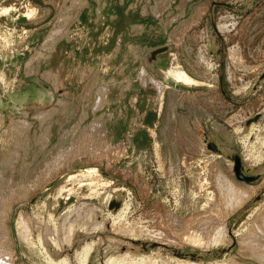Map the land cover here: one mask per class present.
I'll list each match as a JSON object with an SVG mask.
<instances>
[{
	"label": "rangeland",
	"instance_id": "rangeland-1",
	"mask_svg": "<svg viewBox=\"0 0 264 264\" xmlns=\"http://www.w3.org/2000/svg\"><path fill=\"white\" fill-rule=\"evenodd\" d=\"M61 261L264 264V0H0V264Z\"/></svg>",
	"mask_w": 264,
	"mask_h": 264
},
{
	"label": "bare ground",
	"instance_id": "bare-ground-1",
	"mask_svg": "<svg viewBox=\"0 0 264 264\" xmlns=\"http://www.w3.org/2000/svg\"><path fill=\"white\" fill-rule=\"evenodd\" d=\"M169 67V66H168ZM175 67H176V65H175ZM170 72V71H169ZM173 71H171L170 72V75H171V73H172ZM174 73V72H173ZM172 73V74H173ZM168 75V74H167ZM174 75V74H173ZM176 75V76H175ZM174 76H175V80H176V78L177 79H179V80H183L184 82H186L187 84H190V83H192V81L189 79V77H187V75H184V72L182 71V70H180V69H178V71H177V73L175 74ZM172 76V75H171ZM91 173V172H90ZM225 181V180H224ZM227 182V181H226ZM228 184V183H227ZM220 186V185H219ZM229 186V185H228ZM227 187V186H226ZM228 191V193H230L231 194V198L233 197V196H235V191L233 190V188H232V186H230L229 187V189L227 190ZM229 194V195H230ZM60 197V196H59ZM66 198V197H65ZM64 198V199H65ZM230 200V199H229ZM239 200V199H238ZM219 202V201H218ZM231 202V201H230ZM25 227V226H24ZM195 241V240H194ZM197 241V240H196ZM195 243V242H194ZM200 243V242H199ZM85 260V259H84ZM61 262H63V261H61ZM63 264H64V262H63Z\"/></svg>",
	"mask_w": 264,
	"mask_h": 264
},
{
	"label": "water",
	"instance_id": "water-1",
	"mask_svg": "<svg viewBox=\"0 0 264 264\" xmlns=\"http://www.w3.org/2000/svg\"><path fill=\"white\" fill-rule=\"evenodd\" d=\"M158 52H160V50H158ZM164 61V60H163ZM162 65L164 66V62H162ZM258 116L257 117H255L252 121H257L258 120ZM234 161H235V168H234V170H235V173L239 176L240 174H239V171H238V169H240V162H239V159L237 158V157H235L234 158Z\"/></svg>",
	"mask_w": 264,
	"mask_h": 264
}]
</instances>
